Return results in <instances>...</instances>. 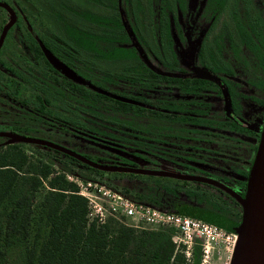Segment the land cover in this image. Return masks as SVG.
<instances>
[{"label": "flooded vegetation", "instance_id": "1", "mask_svg": "<svg viewBox=\"0 0 264 264\" xmlns=\"http://www.w3.org/2000/svg\"><path fill=\"white\" fill-rule=\"evenodd\" d=\"M44 1L0 0V125L38 140L6 143L53 152L25 132L53 136L133 169L103 171L146 206L236 226L264 124V0H86V32L71 0L46 28Z\"/></svg>", "mask_w": 264, "mask_h": 264}, {"label": "trees", "instance_id": "2", "mask_svg": "<svg viewBox=\"0 0 264 264\" xmlns=\"http://www.w3.org/2000/svg\"><path fill=\"white\" fill-rule=\"evenodd\" d=\"M51 154L79 163L86 171L78 172L84 178L106 174L59 150ZM34 163L27 166V154L17 143L0 141V234L5 241L14 235L26 238L34 218L46 227L43 235L36 228L33 240L24 244L23 264H186L180 253L171 255L172 228L136 234L134 228L116 220L112 224L117 228L96 224L88 218L86 200L75 192V183L59 172L51 176L53 168L49 160L37 158ZM61 168L74 171L66 164ZM45 178L49 188L43 194L36 216L35 191ZM105 178L107 185L112 184L108 176ZM124 190L130 191L136 200L158 204L149 190ZM0 255L4 264H10L4 252ZM192 264L197 263L194 260Z\"/></svg>", "mask_w": 264, "mask_h": 264}, {"label": "rangeland", "instance_id": "3", "mask_svg": "<svg viewBox=\"0 0 264 264\" xmlns=\"http://www.w3.org/2000/svg\"><path fill=\"white\" fill-rule=\"evenodd\" d=\"M76 4V9H75V16L77 17V22L79 25V31H84L86 32L87 28L90 30V2H87L86 0H71ZM110 1V0H108ZM41 3V2H40ZM38 4V2H37ZM56 0H45L41 4V8L39 9L41 11V18L42 22L45 24L46 28L48 29H55L54 26V19L52 18L54 16L53 10L51 8H55ZM52 10V11H51ZM97 11V9H96ZM53 14V16L51 15ZM8 128L3 127L0 125V131H5V132H10L7 131ZM26 135L32 136V137H43L44 139L50 140V142H53L55 144H58L60 146L66 147L68 149L69 145L61 140H58L54 138L53 136H45V135H40V134H35L33 132H25ZM25 148H27L26 154H27V166H31L32 164H35L34 162L37 161V158H40L42 160H49L51 161V166L53 170L51 171L50 175H54L56 173H62L65 177V174L68 173V171H65L61 168L62 164H66L70 167L73 168V172H83L86 173V171L83 169V167L80 164L72 163V162H67L65 157L57 154H51V152L46 151L44 148L40 147H33L29 145H24ZM37 148V149H36ZM79 174V173H78ZM49 175V176H50ZM105 176H108L107 174H103L102 176L95 175V177L99 178L100 180L106 182ZM66 178V177H65ZM68 180V179H67ZM128 179L122 178V179H115L111 180L109 184L115 189H118L122 191L124 194L127 196L131 197V192L130 191H125L124 188H129L132 190L131 184L129 185L128 182H126ZM69 181V180H68ZM72 182V181H71ZM48 184H47V178L42 179V185L38 186L36 191H35V201H34V208H35V213L36 216L38 214V209H39V203L43 199V194L45 190H47ZM150 216V215H149ZM118 221L120 223H123L124 225L130 226L135 229L136 234L142 233L143 230H155L159 228H164L168 229L170 227L169 225H162L154 220H151L150 218H139V219H133L131 217L119 215L118 218H109L105 222L106 224H109L110 228H117L116 224H112L114 221ZM2 221V216L0 215V224ZM36 228H39L40 233L43 235L45 233L46 227L44 223H41L40 221L36 220L35 218L32 220L29 226V234L26 238L21 237L20 235H14L13 237L9 238L8 241H5L0 234V253L5 254V257L7 258L8 262L10 264H23L24 263V254H23V247L24 244L29 243L33 240V233L36 231ZM109 228V229H110ZM172 228V227H170ZM173 229V228H172ZM114 232L116 229L113 230ZM112 232V230L109 231V233ZM177 234L176 231L173 229L172 235ZM235 235H237V232L235 230H225L223 234L216 235L215 240H211L208 245V254H209V263L207 264H228L229 263V258L231 256V252L235 243ZM173 250H172V256L175 253H180L183 257V261L186 264H192L195 260V262L198 264V258L200 255V249H201V244L197 241L194 242L193 248H192V259L190 262H188L185 259L184 252L180 246H177V244L173 241ZM194 250H195V255H194ZM171 256V257H172ZM3 256L0 255V263H3ZM170 261L172 258L169 259Z\"/></svg>", "mask_w": 264, "mask_h": 264}, {"label": "built area", "instance_id": "4", "mask_svg": "<svg viewBox=\"0 0 264 264\" xmlns=\"http://www.w3.org/2000/svg\"><path fill=\"white\" fill-rule=\"evenodd\" d=\"M65 177L76 184L75 192L85 198L90 220H94L96 224H104L109 218L123 215L136 220L150 218L162 225H169L177 233L172 235V240L182 248L188 262L192 259L193 244L199 240V245L202 244L198 264L209 263V242L227 230L195 216L146 206L96 177L84 178L77 172H68Z\"/></svg>", "mask_w": 264, "mask_h": 264}, {"label": "water", "instance_id": "5", "mask_svg": "<svg viewBox=\"0 0 264 264\" xmlns=\"http://www.w3.org/2000/svg\"><path fill=\"white\" fill-rule=\"evenodd\" d=\"M8 23L4 26L3 31ZM128 32L132 31L127 24ZM137 43V42H136ZM0 135L13 140L38 141L16 133L0 131ZM46 143L78 160L102 170H133L121 166H107L90 160L89 158L66 147L48 141ZM242 207L241 219L236 226L226 225L224 221L216 220L203 214H192L195 217L237 232L236 240L228 264H264V124L257 144L255 155L249 171L244 197L239 198Z\"/></svg>", "mask_w": 264, "mask_h": 264}]
</instances>
